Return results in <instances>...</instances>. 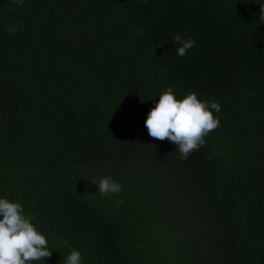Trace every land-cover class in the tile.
<instances>
[{
	"label": "trees",
	"instance_id": "16d2710c",
	"mask_svg": "<svg viewBox=\"0 0 264 264\" xmlns=\"http://www.w3.org/2000/svg\"><path fill=\"white\" fill-rule=\"evenodd\" d=\"M262 4L0 0V198L48 240L32 264H264ZM169 87L221 106L186 161L145 127Z\"/></svg>",
	"mask_w": 264,
	"mask_h": 264
},
{
	"label": "clouds",
	"instance_id": "9594fccd",
	"mask_svg": "<svg viewBox=\"0 0 264 264\" xmlns=\"http://www.w3.org/2000/svg\"><path fill=\"white\" fill-rule=\"evenodd\" d=\"M14 3L20 6L24 0H14ZM259 21L264 23V4L261 5ZM19 30L17 25L8 28L11 33ZM172 41L181 45L177 48V55L181 57L195 44L192 38L182 40L179 34ZM210 109L219 113L221 106L215 101L200 100L194 92L178 99L169 87L159 95L155 106L148 112L145 127L152 138L177 145L179 159L186 161L193 151L204 145V138L220 126L218 117ZM92 183L98 186L101 196L122 191V185L110 177H102ZM51 255L46 236L24 215L21 203L0 198V264H32ZM64 264H81V253L72 249Z\"/></svg>",
	"mask_w": 264,
	"mask_h": 264
}]
</instances>
